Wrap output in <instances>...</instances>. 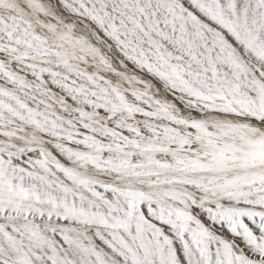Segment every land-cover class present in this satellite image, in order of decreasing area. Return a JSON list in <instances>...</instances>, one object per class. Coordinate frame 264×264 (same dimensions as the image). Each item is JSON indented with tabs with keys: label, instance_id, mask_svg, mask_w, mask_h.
Here are the masks:
<instances>
[{
	"label": "snow or ice",
	"instance_id": "1",
	"mask_svg": "<svg viewBox=\"0 0 264 264\" xmlns=\"http://www.w3.org/2000/svg\"><path fill=\"white\" fill-rule=\"evenodd\" d=\"M0 264H264V0H0Z\"/></svg>",
	"mask_w": 264,
	"mask_h": 264
}]
</instances>
